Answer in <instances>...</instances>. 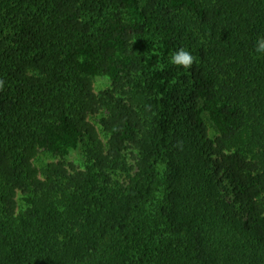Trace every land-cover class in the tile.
<instances>
[{
    "label": "trees",
    "instance_id": "trees-1",
    "mask_svg": "<svg viewBox=\"0 0 264 264\" xmlns=\"http://www.w3.org/2000/svg\"><path fill=\"white\" fill-rule=\"evenodd\" d=\"M260 36L264 0H0V264H264Z\"/></svg>",
    "mask_w": 264,
    "mask_h": 264
},
{
    "label": "clouds",
    "instance_id": "clouds-1",
    "mask_svg": "<svg viewBox=\"0 0 264 264\" xmlns=\"http://www.w3.org/2000/svg\"><path fill=\"white\" fill-rule=\"evenodd\" d=\"M255 52L260 55H264V36L258 37L255 42ZM197 62V57L194 56L191 51L184 47H180L172 52L169 57V63L183 68V69H191L194 63ZM161 70H163V65L159 66ZM4 88V81L0 79V90Z\"/></svg>",
    "mask_w": 264,
    "mask_h": 264
},
{
    "label": "rangeland",
    "instance_id": "rangeland-1",
    "mask_svg": "<svg viewBox=\"0 0 264 264\" xmlns=\"http://www.w3.org/2000/svg\"><path fill=\"white\" fill-rule=\"evenodd\" d=\"M133 79L136 82L137 78L135 76ZM135 82L133 83V90L138 89L137 84ZM110 87H111L110 81L108 80L107 77L96 76L93 78L92 89H93L94 94L99 95L102 92H106ZM98 133H99V137L101 139H103L102 134L99 131H98ZM84 152H85V148H84V146H81L79 148V150L77 151V153H74L73 155H71L68 160H70L74 165H79V164H81V162H83L85 160ZM39 159H40L39 164H41V163L45 164V163L53 160L52 157L46 156V155H39Z\"/></svg>",
    "mask_w": 264,
    "mask_h": 264
}]
</instances>
